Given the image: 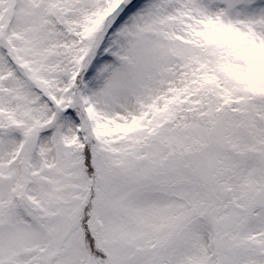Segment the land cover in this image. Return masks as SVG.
<instances>
[{
    "label": "snow or ice",
    "instance_id": "obj_1",
    "mask_svg": "<svg viewBox=\"0 0 264 264\" xmlns=\"http://www.w3.org/2000/svg\"><path fill=\"white\" fill-rule=\"evenodd\" d=\"M0 264H264V0H0Z\"/></svg>",
    "mask_w": 264,
    "mask_h": 264
}]
</instances>
